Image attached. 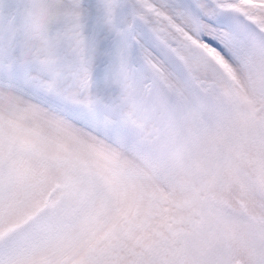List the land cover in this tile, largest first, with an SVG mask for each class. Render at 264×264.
<instances>
[{"label": "snow or ice", "instance_id": "obj_1", "mask_svg": "<svg viewBox=\"0 0 264 264\" xmlns=\"http://www.w3.org/2000/svg\"><path fill=\"white\" fill-rule=\"evenodd\" d=\"M0 264H264V0H0Z\"/></svg>", "mask_w": 264, "mask_h": 264}]
</instances>
